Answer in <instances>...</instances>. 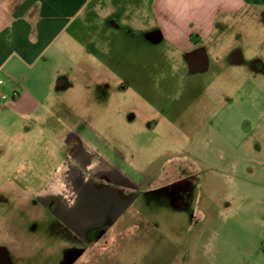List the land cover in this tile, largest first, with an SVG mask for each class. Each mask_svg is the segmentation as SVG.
I'll return each instance as SVG.
<instances>
[{
  "label": "rangeland",
  "instance_id": "1",
  "mask_svg": "<svg viewBox=\"0 0 264 264\" xmlns=\"http://www.w3.org/2000/svg\"><path fill=\"white\" fill-rule=\"evenodd\" d=\"M84 22L34 71L45 106L0 112V264H238L264 218V24L199 39L192 71L166 40Z\"/></svg>",
  "mask_w": 264,
  "mask_h": 264
},
{
  "label": "crops",
  "instance_id": "2",
  "mask_svg": "<svg viewBox=\"0 0 264 264\" xmlns=\"http://www.w3.org/2000/svg\"><path fill=\"white\" fill-rule=\"evenodd\" d=\"M92 16L104 26L101 31L125 25L142 30L146 37L161 33L160 42L166 40L183 50L186 62L187 56L200 55L207 68L208 53L191 48L200 44L199 39L218 35L220 29L245 26L250 18L256 25L264 24V0H0V112L11 109L28 120L45 106L52 92L34 71L48 61L50 50L76 22L87 24ZM198 50L202 53L194 52ZM15 92L19 93L17 99L3 98ZM68 128L70 140L77 137V143L85 142L86 134L79 133L78 127L74 126L75 131L70 125ZM77 157L87 169L97 165L86 148ZM256 203L264 208V197ZM253 228L257 230L253 235L243 229L238 264H264V218H253Z\"/></svg>",
  "mask_w": 264,
  "mask_h": 264
},
{
  "label": "flooded vegetation",
  "instance_id": "3",
  "mask_svg": "<svg viewBox=\"0 0 264 264\" xmlns=\"http://www.w3.org/2000/svg\"><path fill=\"white\" fill-rule=\"evenodd\" d=\"M150 41H152V42H156L155 40H150ZM156 44V43H155ZM194 52H196V53H202V51H194ZM193 54V53H192ZM190 56V57H189ZM189 56H187L186 57V60H187V62H189L190 61V68H192V66H193V68H195L197 71L198 70H203V69H205V66H202L203 64L201 63V60H199V59H192L191 57H193V56H195V55H189ZM189 59V60H188ZM231 59L234 61V62H242L243 61V58H242V52L241 51H239V50H233L232 52H231ZM51 201H54V202H56L54 199H50Z\"/></svg>",
  "mask_w": 264,
  "mask_h": 264
},
{
  "label": "water",
  "instance_id": "4",
  "mask_svg": "<svg viewBox=\"0 0 264 264\" xmlns=\"http://www.w3.org/2000/svg\"><path fill=\"white\" fill-rule=\"evenodd\" d=\"M147 39L148 40H155L156 42H160L161 41V33H151L147 36ZM192 59H201V56L200 55H195L193 57H191ZM207 61V57L205 58V63ZM202 63V62H201ZM241 63V62H240ZM204 64V63H202ZM204 66V65H202ZM192 71H197L195 68H191Z\"/></svg>",
  "mask_w": 264,
  "mask_h": 264
},
{
  "label": "built area",
  "instance_id": "5",
  "mask_svg": "<svg viewBox=\"0 0 264 264\" xmlns=\"http://www.w3.org/2000/svg\"><path fill=\"white\" fill-rule=\"evenodd\" d=\"M3 82H0L2 84ZM19 97V93L15 92L12 96L5 95L3 98L5 100H15Z\"/></svg>",
  "mask_w": 264,
  "mask_h": 264
}]
</instances>
